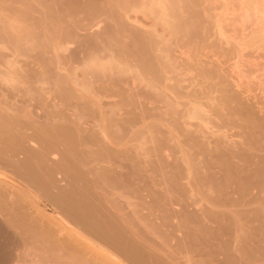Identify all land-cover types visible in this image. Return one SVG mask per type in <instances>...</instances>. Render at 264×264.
<instances>
[{"label": "rangeland", "instance_id": "obj_1", "mask_svg": "<svg viewBox=\"0 0 264 264\" xmlns=\"http://www.w3.org/2000/svg\"><path fill=\"white\" fill-rule=\"evenodd\" d=\"M261 3L0 0V264H264Z\"/></svg>", "mask_w": 264, "mask_h": 264}, {"label": "bare ground", "instance_id": "obj_2", "mask_svg": "<svg viewBox=\"0 0 264 264\" xmlns=\"http://www.w3.org/2000/svg\"><path fill=\"white\" fill-rule=\"evenodd\" d=\"M261 2H262V3H261L262 6H261L259 9L262 8V10H261V12H260V13H261V16H262V15H264V0H261ZM259 9H258V10H259ZM259 11H260V10H259ZM257 15H259V14H257ZM262 17H264V16H262ZM257 18H258V17H257ZM261 19H262V18H260L259 20H261ZM263 21H264V19L262 20V22H263ZM149 63H150V62H149ZM143 70H144V69H143ZM15 120H16V119H15ZM15 124H16V123H15ZM10 127H11V126H10ZM48 127H49V126H48ZM14 128H15V127H14ZM16 129H17V128H16ZM51 129H52V128H51ZM46 130H47V129H46ZM52 132H53V131H52ZM49 135H50V134H49ZM10 138H11V137H10ZM3 141H5V140H3ZM11 142H14V141H11Z\"/></svg>", "mask_w": 264, "mask_h": 264}]
</instances>
